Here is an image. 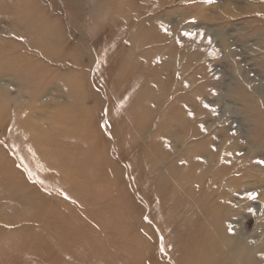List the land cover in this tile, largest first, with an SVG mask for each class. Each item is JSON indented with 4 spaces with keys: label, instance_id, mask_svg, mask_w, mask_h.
Masks as SVG:
<instances>
[{
    "label": "rangeland",
    "instance_id": "obj_1",
    "mask_svg": "<svg viewBox=\"0 0 264 264\" xmlns=\"http://www.w3.org/2000/svg\"><path fill=\"white\" fill-rule=\"evenodd\" d=\"M0 264H264V0H0Z\"/></svg>",
    "mask_w": 264,
    "mask_h": 264
},
{
    "label": "bare ground",
    "instance_id": "obj_2",
    "mask_svg": "<svg viewBox=\"0 0 264 264\" xmlns=\"http://www.w3.org/2000/svg\"><path fill=\"white\" fill-rule=\"evenodd\" d=\"M182 178V177H181ZM176 183L178 182V183H181L182 181L184 182V179L183 180H181V179H175L174 180ZM181 186V185H180ZM177 189H178V187H177Z\"/></svg>",
    "mask_w": 264,
    "mask_h": 264
},
{
    "label": "snow or ice",
    "instance_id": "obj_3",
    "mask_svg": "<svg viewBox=\"0 0 264 264\" xmlns=\"http://www.w3.org/2000/svg\"><path fill=\"white\" fill-rule=\"evenodd\" d=\"M209 2H211V0H209ZM249 198H254V195L250 194Z\"/></svg>",
    "mask_w": 264,
    "mask_h": 264
}]
</instances>
